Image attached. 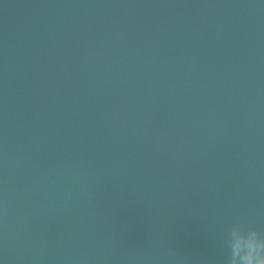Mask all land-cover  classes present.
<instances>
[{
    "label": "clouds",
    "instance_id": "obj_1",
    "mask_svg": "<svg viewBox=\"0 0 264 264\" xmlns=\"http://www.w3.org/2000/svg\"><path fill=\"white\" fill-rule=\"evenodd\" d=\"M225 264H264V232L235 220L226 231Z\"/></svg>",
    "mask_w": 264,
    "mask_h": 264
}]
</instances>
